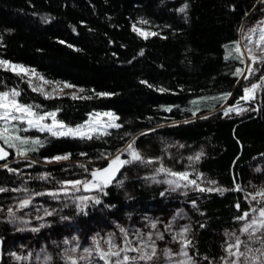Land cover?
Instances as JSON below:
<instances>
[{
	"label": "trees",
	"instance_id": "trees-1",
	"mask_svg": "<svg viewBox=\"0 0 264 264\" xmlns=\"http://www.w3.org/2000/svg\"><path fill=\"white\" fill-rule=\"evenodd\" d=\"M260 1L0 0V60L35 70L45 81L83 89L76 99L46 96L33 91L25 75L0 66V92L16 90L19 103L32 105L37 113L55 111L57 120L70 127L106 111L121 125L92 139L27 132L41 142L26 153L36 165L64 155L69 161L44 172L32 162H16L9 149L7 162L12 163L0 165V188L7 189L1 194L42 190L44 176L62 175L68 172L65 167L78 164L83 180L95 183L94 167L107 166L105 160L115 155L130 160L131 144L141 161L125 164L102 190L89 185L95 194L81 207L54 202L53 214L44 219L48 226L38 227V233L51 235L64 217L63 231L73 222L88 233L92 225L140 210L167 213L178 200L161 195L150 182L166 173L158 171L163 167L192 175L204 189L211 188L205 178L212 189H226L223 194L193 190L189 196L194 256L219 263L230 234L244 242L242 263L262 256L260 241L238 228L244 221L239 218L252 211L247 195L257 185L254 164L264 157V85L253 110L237 117L221 112L224 104L236 105L245 94L246 84L235 74L244 67L235 47ZM134 27L155 35L145 38ZM15 232L0 222L2 239L28 235ZM256 237L264 238V232Z\"/></svg>",
	"mask_w": 264,
	"mask_h": 264
},
{
	"label": "rangeland",
	"instance_id": "rangeland-1",
	"mask_svg": "<svg viewBox=\"0 0 264 264\" xmlns=\"http://www.w3.org/2000/svg\"><path fill=\"white\" fill-rule=\"evenodd\" d=\"M258 7L259 8L253 12L251 17L244 22L240 30L241 32L237 43L241 49V53L239 55L242 54L241 56L243 58L244 67L240 78L246 84L245 89L250 88L253 84H258L260 87L255 90L253 98L251 99L245 100L242 98V101L237 102L236 105L224 104L222 107L223 109L221 110L224 116L225 112H228L226 116L237 117L238 115H243L253 110L257 103H259L257 99L261 90L260 88L264 85V53H261L256 45V41L259 39V31L257 30V33L253 35L251 30L254 28L258 29L259 27H264V23H261L264 22V0L260 1ZM249 35H251V42L246 39ZM249 48L252 49V54L258 58L256 62H253L250 59V54L248 52ZM250 67L254 69L253 72H249ZM3 68L5 69V67ZM25 77L28 82L31 80V84H29L32 88L42 87L45 90V93L51 94L50 96L60 95L73 97V95L78 96L80 93L79 90L73 86L67 88L63 87L64 84H67L65 82L49 81L50 83L45 84V80H38L35 76H32L31 71L29 72V75H25ZM57 85H59V87L63 90L53 91V89L57 88ZM230 108H235L236 111L229 112L228 110ZM0 111L3 110L0 109ZM34 112L37 113L36 111ZM48 113H55L57 120V113L55 111L37 113V115H47ZM104 113L113 114L111 111L94 112L88 115L86 121L82 124L71 127L61 121L59 122L68 128H76L83 125L86 129L95 128L98 133H103L104 131L111 129L106 127L111 121L109 117L104 115ZM97 114H99V116H97ZM16 115H20V113H16ZM26 119L27 117L25 118V122H21L20 120L11 121L8 125L11 133L9 143L14 144L15 147H9L8 144H5L4 141L0 139V143L14 152V160L16 162H32V164L29 165H34V167L44 170V172L48 171L47 167L49 166H57L67 163L69 161L68 159L57 161L52 158L49 159V161H45L40 164L38 163L36 165L31 158L26 155L19 154L20 151L27 153L35 147V145L31 143L33 139L27 134V132L32 130L39 131L37 128H30L26 123ZM42 123L51 125V117H48L42 121ZM114 123L118 124V119H116ZM4 127V122L0 121V130ZM26 128L28 130L24 131ZM39 132L51 134L48 131ZM89 134H92L93 137L96 135L91 131ZM16 136L28 139L29 143L21 144L19 140L15 139ZM77 138L80 137L77 136ZM116 156L117 155L108 157L107 160H105L106 165ZM10 163H12V161L4 163L2 166ZM81 165L78 164V166L65 167L68 172H64L62 175H55L53 172H50L52 174L46 175L42 178L43 180H40L44 183L39 182L40 186L45 185L42 190H15L16 192L9 190L6 195L1 194L0 192V222L3 223L6 221L12 230H17L15 233L26 232L28 234L22 240L19 239L17 241L13 237L2 239L4 246L2 253L3 258L0 264H71L72 260H76L77 264H105L96 252L97 242L100 249L108 251L110 246L107 242L109 240H112L117 247H125V239L132 242L131 247L133 248L148 245L145 250L149 252L151 251L152 242H155L156 257L152 261L147 262L137 260L134 264H225V261L236 259V257H229L226 250L230 244L235 243L236 237L238 236L236 234H230V236L226 239L224 258H222L219 263L210 259L205 260L197 255L194 256L191 251L192 234L190 231L192 222L187 206L188 203H190L189 196L193 194V190H199L202 186H200L198 182L197 185H199V188L194 185L187 184L186 181H178L181 187L176 188L175 185H170L167 181L177 180L178 178L170 176L168 173H162L161 175H156V177H152L150 179L152 184L151 187L161 189V195L163 194L164 196V194H166L167 196L171 194L178 200L169 206L167 213L142 212L140 210L138 212H134V214H127L122 220L111 219L107 222L103 221L96 225H92L90 226L91 230H89L88 233H84L83 228L79 226L78 223H70L68 219L67 222L69 221L70 224L67 229L63 231V229L59 226L62 225L63 220L66 222V217H64L62 220H58L61 224L58 225V227H54V231L51 235H47V232L44 231L39 234L38 232L40 229H38V227L45 229V227L48 226V223H46L44 219L53 214L54 202L67 201L75 209L76 207H81L86 204V202L94 196L95 192H93V189H91L90 186L84 191L83 182H85V180L83 179L86 177H84L85 175ZM254 166L255 168L253 171L256 175L255 178L257 185L254 187V190L247 195L252 211L248 214L247 219H244L238 228V232L240 234L244 233L242 229L246 224L250 223L253 218H259V210L264 208V197L258 195V193L264 192V157L260 161L256 162ZM98 168L101 167H94L95 170ZM188 178L189 180L194 179L192 175H188ZM45 180H47V182ZM71 181H81L82 183L77 185L76 188H73L72 185L68 183ZM203 181H205V185L207 187H214L211 186L208 179L205 178ZM186 184L187 186H185ZM173 188H175V190H173ZM52 193H56V195H52ZM253 197H255V199H253ZM24 200H28L30 202L26 207L21 208L20 204ZM9 208H11L15 213L14 219L9 217ZM254 209L255 211H253ZM48 213L51 214L49 215ZM99 213L101 214L102 211ZM153 224H155V228L152 227ZM55 225L57 224H54L53 226ZM33 229L36 230L34 231ZM122 229L124 231H121ZM185 229H188V231L185 232ZM125 233L127 234L126 236ZM160 235L163 236V239H158V236ZM149 237H151V240H149ZM187 241H190V243L187 248H184L183 246ZM85 249L91 250L92 255L88 257V259H81L82 256H88V253L84 251ZM166 250L170 251L171 257L165 254ZM183 252H187V256L183 255ZM124 255L133 257L140 255V253L129 251L122 253L121 257ZM17 257H19V259H17ZM130 264H133V262H130ZM240 264H244L242 263V257L240 258ZM247 264H264V256L262 255L255 259V261Z\"/></svg>",
	"mask_w": 264,
	"mask_h": 264
},
{
	"label": "snow or ice",
	"instance_id": "snow-or-ice-1",
	"mask_svg": "<svg viewBox=\"0 0 264 264\" xmlns=\"http://www.w3.org/2000/svg\"><path fill=\"white\" fill-rule=\"evenodd\" d=\"M187 8V5H185L184 7L180 8L179 11L184 12L185 9ZM264 23V22H261ZM134 31L139 32L140 35L144 36L145 38H147L148 35H155V33H144L141 32L139 29L137 28H133ZM257 30L259 31V39L256 41V45L257 48L259 49V51L261 53H264V27H259L254 28L251 30V33L253 35H255L257 33ZM246 39L249 40V42H251V35H249L248 37H246ZM235 51L240 54L241 53V49L239 44L236 45L235 47ZM248 52L250 54V59L253 62L257 61V57L252 54V49L249 48ZM143 54V53H141ZM242 55V54H241ZM229 56H231V52H229ZM227 58V57H226ZM237 58H241V56H238ZM241 62H243V60H241ZM0 66L5 67L6 70H11L17 73V75H29V72L31 71V75L35 76L38 80H43V77H40L35 70H29L24 68L22 65H15V64H11L8 61H4V60H0ZM254 69H252L251 67L249 68V72H253ZM236 75H241V70L237 69ZM29 83L31 84V80H29ZM45 84L50 83L49 81H44ZM63 87L67 88V87H72V85H68V84H64ZM260 87V85L258 84H253L250 88L245 89V96L243 97V99L248 100L253 98V93L255 92V90ZM62 91L63 89L59 87V85H57V88L53 89V91ZM33 91H40L42 94L46 95V96H50V93H45L44 89L42 87L33 88ZM79 91H83V89H80ZM163 91V89L161 90ZM99 95H107V94H99ZM20 96V92L16 91V90H12L10 93L9 92H0V109H2L3 111H0V121L4 122L5 127L0 130V139H2L4 141L5 144H8L9 147H15L14 144L9 143L10 137H11V133L9 131V127L8 125L10 124L11 121H15V120H20L21 122H25V118L26 119V123L29 125L30 128H37L39 131H48L50 132L53 136H73V137H80V138H87V139H92L93 135L89 134V132L91 131L93 134H96L97 136L99 134H104V135H108L110 133H108L107 131H104L103 133H98L97 130L95 128H91V129H86L85 126H79L76 128H68L66 127L64 124L60 123L59 121L56 120V114L55 113H48L47 115H37V113H35L33 111V106L32 105H25V104H21L16 100V97ZM73 98L76 99L77 97L75 95H73ZM84 98H90V97H84ZM224 99H227V97H224ZM167 110H171V109H167ZM230 111H236L235 108H230L228 110ZM16 113H20V115H16ZM195 114V113H194ZM228 112H225V115H227ZM105 116L110 118V121L107 124V128H119L121 125L114 123V121L116 119H118V117L114 116L112 113H104ZM97 116H99V114H97ZM48 117H51L52 119V124L51 125H47V124H43L42 121H44L45 119H47ZM28 129H24V131H27ZM16 140H19L21 144H26L29 143L28 139L25 138H21L19 136L15 137ZM31 143L33 145H39L41 144V142L36 139V140H32ZM35 150V149H32ZM128 150L130 151V155H131V159L130 160H121L120 156L117 155L114 159L111 160L109 166L107 168H104L102 170H96L94 172H92V178L93 181H95V183H93L92 181H86L83 182L85 189L87 190L89 188V185H91L92 188H96V189H100L102 190V188L107 187L109 183H111L112 179L115 178V174L119 171V169L121 167H123L125 164H130L133 161H141L142 157L141 155L136 152L135 150L132 149V145L129 144L128 145ZM20 155H26V152L24 151H20L19 152ZM8 153L3 149L0 148V160H4L7 157ZM199 155H197V157L195 159L199 160ZM55 160L59 161V160H67L69 159V155H64V156H56L54 157ZM189 159H192L191 157ZM151 161H149L150 163ZM6 167V165H5ZM83 167V166H82ZM9 171H13L12 169H9ZM159 172H166L168 173V175L173 176V177H177V180H169L167 181V183H169L170 185H175L176 188L181 187L180 183L178 181H186L187 184H191L196 186L197 188H199V185H197L196 180H189L188 178V173H176V172H172L168 169H165L163 167H161L159 170ZM69 184L72 185L73 188H76L77 185H80L82 182L81 181H71L68 182ZM212 183H215L214 181ZM187 184L185 186H187ZM7 189L4 188H0V192L6 191ZM78 190V189H77ZM173 190H175V188H173ZM200 191H218L221 194H223L224 191H226V189H222V188H217V189H212V188H208V189H204V188H199ZM239 190V189H237ZM52 195H56V193H52ZM258 195L264 197V192L258 193ZM253 199H255V197H253ZM30 201L28 200H24L21 204L20 207H26L29 204ZM96 203H99V200L96 201ZM238 207V206H237ZM255 211V209L253 210ZM8 214L10 218H15V213L12 211L11 208H9L8 210ZM49 215L51 213H48ZM248 217V213H244L243 216H241L239 219H247ZM153 228H155V224L152 225ZM34 231L36 229H33ZM121 231H124L123 229ZM188 231V229H185V232ZM242 231L244 233H247L249 235V239H253L254 237L260 241L261 245L264 246V238L261 237H256V233L257 232H264V208H261L259 210V218H253V220L246 224L244 226V228L242 229ZM127 234L125 233V236ZM158 239H163V236L160 235L158 236ZM175 239V237H174ZM149 240H151V237H149ZM109 244V250L108 251H104L102 249L99 248V244L97 242V248H96V252L99 255V258L101 260H103L105 262V264H130V262H136L137 260L140 261H152L155 257H156V248H155V242L153 241L151 244V251H146L145 249L148 247V245H144L143 247H137V248H133L131 247V241H128L127 239H125V247H117L112 240H109L107 242ZM190 243V241L185 242L184 244V248H187L188 244ZM244 243L243 241H241L239 239V237L236 238L235 243L230 244L228 246V248L226 249L229 257H236L235 260H231V261H225V264H240V258L244 257L246 259V254L245 252H241L240 251V246L241 244ZM235 249V250H233ZM86 253H88V256H82L81 259H88V257H90L92 255V251L89 249H85L84 250ZM129 251H133V252H139L140 255L138 256H133V257H129L127 255H124L123 257H121V253H125V252H129ZM248 251H251V249H249ZM259 251V249H258ZM165 254L168 255L169 257H171V253L169 250L165 251ZM183 255L187 256V252H183ZM262 255H264V253H262ZM111 257H116L117 259L115 261L111 260ZM17 259H19V257H17ZM71 259V258H70ZM71 264H77L76 260H72Z\"/></svg>",
	"mask_w": 264,
	"mask_h": 264
},
{
	"label": "water",
	"instance_id": "water-1",
	"mask_svg": "<svg viewBox=\"0 0 264 264\" xmlns=\"http://www.w3.org/2000/svg\"><path fill=\"white\" fill-rule=\"evenodd\" d=\"M0 148H3V149L8 153L7 157H6L4 160H0V165L2 166V164L6 163V162L9 160L10 152H9V149H8L7 147H4V146L2 145V143H0ZM109 164H110V163H108L107 166H104V167H102V168H98L97 170H102V169H104V168H107V167L109 166ZM95 171H96V170H95ZM119 172H120V169H119V171L115 174V178H114V179H116V177L118 176ZM114 179H112V180H114ZM3 246H4V242L2 241V237L0 236V263H1L2 258H3V254H2V253H3Z\"/></svg>",
	"mask_w": 264,
	"mask_h": 264
}]
</instances>
